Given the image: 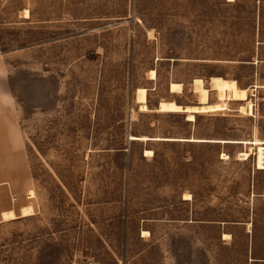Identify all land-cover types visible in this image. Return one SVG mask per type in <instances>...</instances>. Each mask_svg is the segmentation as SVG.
<instances>
[{
    "label": "rangeland",
    "instance_id": "obj_1",
    "mask_svg": "<svg viewBox=\"0 0 264 264\" xmlns=\"http://www.w3.org/2000/svg\"><path fill=\"white\" fill-rule=\"evenodd\" d=\"M212 77L252 89V111L157 112L197 106ZM0 84L20 131L0 162L17 215L0 218V264H264V170L245 146L130 141H264V0H0Z\"/></svg>",
    "mask_w": 264,
    "mask_h": 264
},
{
    "label": "bare ground",
    "instance_id": "obj_2",
    "mask_svg": "<svg viewBox=\"0 0 264 264\" xmlns=\"http://www.w3.org/2000/svg\"><path fill=\"white\" fill-rule=\"evenodd\" d=\"M26 17H28V12L26 11ZM156 74L154 71L151 72V79L154 80ZM260 87V86H259ZM171 94L180 95L183 92L182 85L172 83ZM260 89V88H259ZM193 93L198 97L199 103L195 107L183 108L177 105L175 102H162L158 106L157 112L159 113H169V114H187V121L190 123L196 122V115L208 114V113H219L225 112L229 109L231 103H241L242 108L240 111L244 114H248L252 111L253 104L250 102V98L254 96V91L252 89H241L236 81L225 80L221 77H212L210 80V85L207 88L205 82L202 79H196L193 85ZM211 93L216 94V103H211ZM138 104H140V109L143 112H148V92L146 89H138ZM246 104V106H244ZM244 104V105H243ZM130 141L133 142H185V143H208V144H220V145H240L245 146L248 151L243 152L239 155L242 161L247 160L251 156H255L256 165L258 170H264V141L257 138L250 141H236V140H201V139H162V138H149V137H135L130 136ZM153 152L150 150L145 151V157H151ZM225 159H229L227 155H224ZM239 158V159H240ZM30 198H35V193L30 191ZM186 201L191 200L190 195H185ZM34 215V210L32 206L24 207L21 211V217H30ZM3 221H12L17 218L14 212L4 213ZM148 235L147 232L144 235Z\"/></svg>",
    "mask_w": 264,
    "mask_h": 264
},
{
    "label": "crops",
    "instance_id": "obj_3",
    "mask_svg": "<svg viewBox=\"0 0 264 264\" xmlns=\"http://www.w3.org/2000/svg\"><path fill=\"white\" fill-rule=\"evenodd\" d=\"M11 117H12L11 100L9 98V94L7 93L5 86L3 84H0V118H1V122L5 124H9V127L6 128L4 125V128L0 129V155L3 156V158L0 159V162L4 161L5 160L4 158H7V156L10 155L12 151V143L9 140L12 138L13 134L15 135L14 137H16L17 139L20 138L19 127L18 125L16 126L12 124ZM17 143H16V148L17 147L20 148V142ZM0 169H6V168L5 166H1ZM1 176H3V179L0 180V189L2 188L5 189L6 185L9 186L10 182H12V171L9 170L6 172V174ZM9 206L10 204L8 201L6 204H3V206L0 208L1 221H3L2 216L4 213H8V212L15 213V211L12 210L11 207Z\"/></svg>",
    "mask_w": 264,
    "mask_h": 264
}]
</instances>
